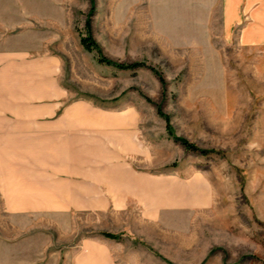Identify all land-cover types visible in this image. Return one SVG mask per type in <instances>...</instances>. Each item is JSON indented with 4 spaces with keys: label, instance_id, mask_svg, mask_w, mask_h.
I'll list each match as a JSON object with an SVG mask.
<instances>
[{
    "label": "rangeland",
    "instance_id": "obj_1",
    "mask_svg": "<svg viewBox=\"0 0 264 264\" xmlns=\"http://www.w3.org/2000/svg\"><path fill=\"white\" fill-rule=\"evenodd\" d=\"M0 19L1 33L28 25L44 38L69 100L129 113L145 151L137 168L200 176L211 196L208 207L165 211L155 223L129 209L34 217L14 230L1 215L0 264H57L102 232L146 264H264V72L258 52L221 35L215 0H0ZM85 34L98 51L81 46ZM98 54L142 66L119 69ZM165 123L208 153L184 150Z\"/></svg>",
    "mask_w": 264,
    "mask_h": 264
},
{
    "label": "crops",
    "instance_id": "obj_2",
    "mask_svg": "<svg viewBox=\"0 0 264 264\" xmlns=\"http://www.w3.org/2000/svg\"><path fill=\"white\" fill-rule=\"evenodd\" d=\"M215 5L221 35L258 52L264 72V0H215ZM21 21L31 22L26 16ZM18 27L0 32V218L6 216L11 229H23L20 220L34 217L117 215L129 209L155 223L165 211L210 205L202 177L137 168L145 151L131 133L129 113L69 100L58 55L43 37L34 40L31 27ZM114 244L102 237L83 239L57 264H146ZM2 245L0 238V258Z\"/></svg>",
    "mask_w": 264,
    "mask_h": 264
},
{
    "label": "trees",
    "instance_id": "obj_3",
    "mask_svg": "<svg viewBox=\"0 0 264 264\" xmlns=\"http://www.w3.org/2000/svg\"><path fill=\"white\" fill-rule=\"evenodd\" d=\"M85 24H87V21L85 22ZM79 42L85 50L95 49L96 51H98L94 41L87 34L81 35L79 38ZM97 60H98V62H101V63L106 64V65H111V66L119 68V69H134V68H138V67L142 66V63L138 62V61L129 62V63H121V62H116V61L110 60V59H108V58H106L100 54H98ZM158 79L162 83V79L160 78V76H158ZM161 115L164 118L165 122H167L166 115H164L162 113H161ZM165 128H166L167 133H169L172 136L173 140L179 142L182 145L184 150L196 151L201 155L208 153L209 150L198 148L194 144L190 143L189 141L185 140L182 137L173 136L171 133V129L167 123H165ZM101 235L104 237H107V238H112V239H118L119 238L118 234H113V233H109V232H102Z\"/></svg>",
    "mask_w": 264,
    "mask_h": 264
}]
</instances>
